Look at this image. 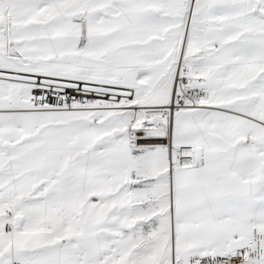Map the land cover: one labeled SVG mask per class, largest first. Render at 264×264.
I'll return each instance as SVG.
<instances>
[{
  "label": "snow or ice",
  "instance_id": "snow-or-ice-1",
  "mask_svg": "<svg viewBox=\"0 0 264 264\" xmlns=\"http://www.w3.org/2000/svg\"><path fill=\"white\" fill-rule=\"evenodd\" d=\"M0 264H264V0H0Z\"/></svg>",
  "mask_w": 264,
  "mask_h": 264
}]
</instances>
